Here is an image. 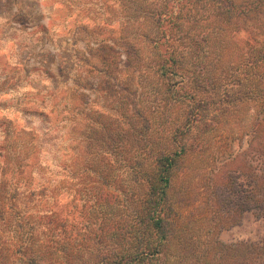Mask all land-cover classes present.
<instances>
[{
  "label": "trees",
  "instance_id": "obj_1",
  "mask_svg": "<svg viewBox=\"0 0 264 264\" xmlns=\"http://www.w3.org/2000/svg\"><path fill=\"white\" fill-rule=\"evenodd\" d=\"M133 1L126 0V9L138 14V20L150 19L154 28L153 35L139 31L133 36L147 43L148 71L162 81L165 92L159 111L141 116L137 109L131 111L128 102L126 111L113 114L104 108L84 109L82 103L78 112L63 106L57 133L48 129L46 135L59 138L64 153L57 170L46 168L39 193L43 201L46 198L45 214L36 220L26 213L25 200L35 202L36 192L28 197L15 191L6 202L5 184L0 185V232L9 235L7 241L0 238V255L10 264H163L170 242L185 225L182 220L192 224L174 201L172 190L178 172L186 169L185 162L198 153L209 158L203 168L208 179L203 190L209 194L206 214L212 218L203 219L205 224L219 234L241 225L244 216L251 214L264 226V25L258 29L254 25L264 20V0H160L158 10L149 9L146 0H138L134 9ZM219 1L226 4L221 15L228 25L235 20L254 26L242 28L248 35L246 57L230 63L226 71L213 73L203 67L195 76L185 49L190 43L198 45V40L191 32H180L193 24L195 8ZM198 38L200 45L208 42ZM106 43L107 38L97 47L100 71L118 84L113 74L122 72L120 54ZM138 44L132 51L124 49L126 64L141 51ZM162 44L168 45L166 49ZM101 91L108 94L106 89ZM247 106L254 112L248 133L239 137L231 125H224V136L210 151L212 131L218 130L221 118L229 115L230 119ZM163 112L168 122L160 130ZM230 131L239 137L234 139L239 149L228 154ZM220 155L224 164L217 168ZM225 169L224 179L218 180ZM205 245L215 250L206 249L196 264H264V233L256 241L232 243L212 235Z\"/></svg>",
  "mask_w": 264,
  "mask_h": 264
},
{
  "label": "rangeland",
  "instance_id": "obj_2",
  "mask_svg": "<svg viewBox=\"0 0 264 264\" xmlns=\"http://www.w3.org/2000/svg\"><path fill=\"white\" fill-rule=\"evenodd\" d=\"M137 1H133L134 9ZM146 4L149 9L158 10L161 1L146 0ZM224 5L219 1L195 8L191 16H194L193 24L185 25L180 32L183 35L191 32L192 38L198 40V45L190 43L185 49L188 68L195 76L200 75L203 67L213 73L226 71L230 63L246 57L248 35L242 28L253 29L254 26H243L235 20L228 25L225 15H221ZM137 17L138 14L126 9V0H0V185L5 184L2 195L6 202L12 199L15 191L28 197L36 192L35 202L28 204L25 200L26 213L36 220L47 210L46 198L43 201V196H39L47 176L46 168L57 170L64 153L58 144L59 138L46 136L48 132L57 133L63 106L68 105L78 112L82 103L84 109L104 108L113 114L126 111L128 102L131 111L137 109L141 116L159 111L157 107L165 92L162 94V81L148 71L147 43L133 36L139 31L153 35L154 28L150 19L143 21ZM261 23L264 25V20L254 24L255 29L260 28ZM198 37L208 42L200 45ZM106 38V44L114 45L120 54L118 70L122 72L113 74L120 85L110 82L100 71L97 47ZM136 43L142 49L137 51L134 61L126 64L124 49L132 51ZM162 46L166 49L168 45ZM217 57L222 58L220 64L215 62ZM101 89H106L108 94ZM240 109L241 113L232 114L230 119L229 115L221 118L218 130L212 131L214 141L210 151L224 136V125H231L232 132L240 134L239 137L248 133L254 112L250 106ZM155 114L159 116L160 113ZM160 116V130H165L168 118L164 112ZM232 132L227 133V137H231L226 141L228 154L239 149L238 142L234 143L239 137L232 136ZM203 156L198 153L190 157L185 162L186 169L177 174L172 197L177 205L180 203L185 219L188 217L192 224L188 226L189 220H182L185 225L170 242L163 264H196L197 256H204L206 249L215 250L214 246L205 245V240L212 235L232 243L256 241L264 233L263 224L251 214L244 216L241 225H233L219 234L209 223L205 224L203 219L208 221L212 216L206 214L209 194L203 190L208 181L203 168L208 165L209 158L205 160ZM223 164L224 157L220 155L215 166L221 168ZM225 171L219 173L218 180L224 179ZM70 200H61V204ZM0 238L7 241L9 235L0 232ZM0 264L10 263L0 255Z\"/></svg>",
  "mask_w": 264,
  "mask_h": 264
}]
</instances>
